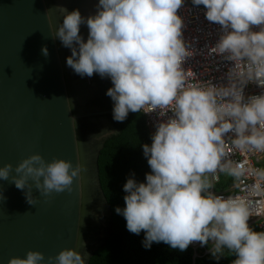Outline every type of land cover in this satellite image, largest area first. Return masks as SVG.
<instances>
[{
  "label": "clouds",
  "instance_id": "9594fccd",
  "mask_svg": "<svg viewBox=\"0 0 264 264\" xmlns=\"http://www.w3.org/2000/svg\"><path fill=\"white\" fill-rule=\"evenodd\" d=\"M184 4L99 0L97 12L87 18L79 9L61 8L63 22L52 37L71 49L66 64L76 74L111 80L106 95L115 121L123 122L130 112H156L161 118L171 113L156 124L151 145H143L151 169L145 182L129 177L123 185L125 207L115 211L125 218L127 230L143 231L145 248L164 242L183 251L193 242H212L216 260L226 249L235 256L231 264H264V231L249 225L250 217L261 215L251 197H264V169L233 159L236 152L264 153V91L244 93L249 83L264 90V0H192L203 6L207 21L219 26L207 56L231 62L226 84L195 82L197 74L184 67L197 55L184 36L186 23L179 14ZM84 24L86 41L80 34ZM42 52L48 55L46 46ZM82 171L79 163L46 161L34 152L15 167L0 166V180L14 183L35 206L33 188L44 197L72 192ZM221 173L236 188L255 182L245 195H220L213 189ZM87 254L65 248L45 261L44 253L29 249L8 264H85Z\"/></svg>",
  "mask_w": 264,
  "mask_h": 264
},
{
  "label": "water",
  "instance_id": "95a60500",
  "mask_svg": "<svg viewBox=\"0 0 264 264\" xmlns=\"http://www.w3.org/2000/svg\"><path fill=\"white\" fill-rule=\"evenodd\" d=\"M98 2L0 0V166L15 167L39 152L46 161L64 158L83 167L72 192L44 197L33 188L35 206L14 183L0 180L6 198L0 195V264L29 249L41 251L47 261L75 247L88 253L85 264L123 262L131 232L115 209L125 207L127 179L145 182L149 173L144 119L130 112L123 122L115 121L106 95L112 83L94 74L86 85L85 76L66 64L71 49L52 37L63 22L61 8L79 9L87 18ZM80 34L86 41V24Z\"/></svg>",
  "mask_w": 264,
  "mask_h": 264
},
{
  "label": "built area",
  "instance_id": "2783aa9c",
  "mask_svg": "<svg viewBox=\"0 0 264 264\" xmlns=\"http://www.w3.org/2000/svg\"><path fill=\"white\" fill-rule=\"evenodd\" d=\"M205 10L201 6H194L188 0H185L184 7L179 10V14L184 18L186 23V28L184 29V36L187 41L193 42V46L197 50V55L190 58L186 64L185 68H191L196 74L198 80L195 82H207L211 80L214 84H226L227 77L226 73L231 66V62L224 61L219 56H207L208 49L214 46L219 38V26L210 23L205 18ZM108 81L111 83L109 78ZM262 90L253 83H249L245 89L244 93L247 97L248 95L260 94ZM144 119V124L147 126L153 134L155 132V126L161 119H166L168 113L165 117L161 118L156 112L144 113L141 111ZM233 159L236 161L247 160L252 165V167L257 169H264V153L248 154L244 155L239 152L234 153ZM220 180V177L218 181ZM217 181V182H218ZM216 182V183H217ZM255 181L249 179L245 181V185L240 188H236L231 177L227 180V185L215 191L217 194L228 196V195H245L247 192V185L252 184ZM258 205L257 211L261 213L259 216H253L249 219V225H253L256 231H264V197L253 196L251 197ZM192 249V259L198 257L210 251V248H206L205 245L201 246L200 242H193L189 245Z\"/></svg>",
  "mask_w": 264,
  "mask_h": 264
},
{
  "label": "trees",
  "instance_id": "16d2710c",
  "mask_svg": "<svg viewBox=\"0 0 264 264\" xmlns=\"http://www.w3.org/2000/svg\"><path fill=\"white\" fill-rule=\"evenodd\" d=\"M190 2V0H188ZM141 113V112H140ZM143 118V116H142ZM147 135L149 137V145H151L152 134L147 126L143 123ZM149 172L151 169L148 165ZM216 183L218 189H222L223 186ZM253 229L255 227L251 225ZM145 233L141 231L139 235L130 233L124 259L121 264H231L235 259L234 255L228 253L225 249V255L219 260H216L209 252L194 257L192 259V249L188 247L186 250H179L172 248L170 245L164 242H153L150 248H145L142 241L144 240Z\"/></svg>",
  "mask_w": 264,
  "mask_h": 264
},
{
  "label": "rangeland",
  "instance_id": "374dc122",
  "mask_svg": "<svg viewBox=\"0 0 264 264\" xmlns=\"http://www.w3.org/2000/svg\"><path fill=\"white\" fill-rule=\"evenodd\" d=\"M219 177H220V184L223 186L226 182H227V180H228V178H229V176H227V175H225V174H223V173H221L220 175H219ZM227 185V183L224 185V187ZM217 186V184H215V191H218L219 189L216 187ZM223 187V188H224ZM212 245V242H209V244H207V245H205V247L206 248H210V246Z\"/></svg>",
  "mask_w": 264,
  "mask_h": 264
},
{
  "label": "flooded vegetation",
  "instance_id": "af4514ba",
  "mask_svg": "<svg viewBox=\"0 0 264 264\" xmlns=\"http://www.w3.org/2000/svg\"><path fill=\"white\" fill-rule=\"evenodd\" d=\"M86 85H89L88 78L85 76Z\"/></svg>",
  "mask_w": 264,
  "mask_h": 264
}]
</instances>
